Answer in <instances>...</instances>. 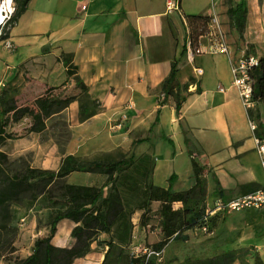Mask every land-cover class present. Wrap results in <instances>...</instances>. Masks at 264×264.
<instances>
[{
	"label": "crops",
	"instance_id": "0c3cea01",
	"mask_svg": "<svg viewBox=\"0 0 264 264\" xmlns=\"http://www.w3.org/2000/svg\"><path fill=\"white\" fill-rule=\"evenodd\" d=\"M219 2L179 0V12L166 14L165 0H30L9 28L8 37L0 40L3 65L0 83L8 81L17 66L45 50L48 56L69 53L77 74L103 108L95 117L128 110L127 134L131 142L148 135L154 112L159 109V122L153 135L168 137L174 148L167 156L168 164L159 163L158 154L153 151L151 181L154 185L167 187L168 177L174 174L172 190L191 187L194 183L191 153L205 167L207 198L212 197L213 204L220 199L213 194L215 180L224 191L222 201L251 193L264 186L254 136L263 141L264 138L255 133L260 126V122L255 124L258 115L255 112L261 103L255 102L249 118L231 84V62L242 55L238 57L229 44V54H195L192 62L185 60L177 74L180 85L187 83V95L178 115L172 98L168 97L162 106L157 105L162 99L161 82L169 74L171 62L187 37L185 16H216L219 23H228L225 8ZM247 23L248 13L246 30ZM199 41L207 45L210 39L203 35ZM23 47L31 51L24 59L25 52L20 51ZM16 53L21 61L14 64ZM263 53L248 54L258 57ZM185 66L188 69L182 75ZM194 67L202 71L198 77L193 74ZM190 76L194 83L188 81ZM251 121L256 127L254 131ZM182 175L184 180L179 184ZM246 211L250 209L217 214L225 217ZM73 227V222L61 220L51 243L57 247L70 246ZM154 235L153 243L159 240ZM102 259L103 255L98 264Z\"/></svg>",
	"mask_w": 264,
	"mask_h": 264
},
{
	"label": "trees",
	"instance_id": "16d2710c",
	"mask_svg": "<svg viewBox=\"0 0 264 264\" xmlns=\"http://www.w3.org/2000/svg\"><path fill=\"white\" fill-rule=\"evenodd\" d=\"M29 1L14 0L15 8L9 23L10 27L25 11ZM228 2L229 4L224 6L228 26L237 33L238 38L243 39L248 13L246 0H228ZM185 20L187 37L178 55L171 62L169 74L161 82L162 99L157 101V105L162 106L168 97L172 98L176 115L187 95V83L180 85L177 79L179 69L186 60V41L189 40L194 45L201 36L205 35L209 16L186 15ZM8 33L9 29L2 30L0 40L6 39ZM248 48L251 51L252 45ZM59 59L66 76H73L75 85L87 95L88 88L77 74V67L72 63V55L61 53ZM22 66L23 64L17 66L13 76L4 82L0 89V228L4 229L11 218L7 206L19 202L24 197L34 201L43 195L48 205L61 203L63 206L48 215L46 234L34 239L30 253L15 259L11 264H73L76 259L83 258L91 252L92 244L104 249L100 264H163L162 255L147 257L142 252L136 251L135 247L142 246L161 252L171 241H185L189 231L206 227V233H213V221L220 218V215L217 213L211 215L208 212L213 206L206 205L205 167L197 162L191 153L189 155L194 183L188 189L178 191L171 188L175 180L174 174L168 177L167 187L154 185L151 181L154 166L151 157L144 155L138 158L132 152L113 162L91 161L75 165L66 164L61 172L25 168L22 173H10L7 167L8 158L1 151V147L13 138L9 127L24 118H29L28 132L41 133L46 128L45 121L48 118L60 114L76 99L75 96L47 94L36 97L33 105L17 104L15 96L17 88L13 85V81ZM249 75L252 81L253 101L264 103V53L258 56L257 65L249 69ZM188 81L195 82L191 76ZM99 112L100 110L92 109L88 104L79 105L82 121ZM158 114L159 109L155 112V120L148 129V135L132 141L131 146L150 142L149 135L158 122ZM247 114L250 118L251 111ZM162 138L172 144L169 138L164 135ZM84 169L105 175V192L103 187L73 184L63 180L67 174ZM54 188L58 189L60 199L54 197ZM223 193L215 180L213 194L222 199ZM152 203L158 204L157 223L152 228L156 230L159 240L150 246L141 245L139 242L133 243V253H126L124 249L131 246L134 228L127 211L132 209L140 212L137 225L144 230L151 226ZM61 220L74 223L70 232L73 242L68 247H57L51 243ZM237 255L238 252L235 250H226L210 258L186 259L180 264H232ZM255 264H261L259 255L255 258Z\"/></svg>",
	"mask_w": 264,
	"mask_h": 264
},
{
	"label": "rangeland",
	"instance_id": "374dc122",
	"mask_svg": "<svg viewBox=\"0 0 264 264\" xmlns=\"http://www.w3.org/2000/svg\"><path fill=\"white\" fill-rule=\"evenodd\" d=\"M219 3L222 7L229 4L228 0H220ZM246 3L249 27L244 31L243 39L238 38L237 33L229 28L227 22L220 23L227 43L238 57L245 53L264 51V0H246ZM261 14L263 17H260ZM9 27L10 24L5 26L3 31H7ZM250 45L253 51L249 50ZM26 48H20L23 49L20 50L21 52H25L23 59L27 53L31 52L25 50ZM18 54L14 55V64L21 61ZM187 69L188 67H183L181 74L183 75ZM2 72L3 65L0 63V77ZM13 85L17 88L15 96L19 105H33L36 97L47 94L75 96L76 99L60 114L48 118L45 121L46 128L41 133L28 132L29 118H24L9 127L13 138L1 147V151L8 158L7 167L10 173H22L25 168L61 172L66 164L75 165L91 161L113 162L131 152L138 158L149 155L154 163V150L158 154L157 161L161 164H168L167 156L173 150L174 145L163 139V134L153 135L154 127L159 122V114L158 122L153 126L152 134L149 135L148 145L142 143V146H131V139L127 134V125L130 121L128 110L122 112L121 109L114 115L109 113L95 117L103 112V108L99 102L93 100L91 93L85 95L81 92L75 85L73 76H66L59 56H48L45 50L40 56L25 62L19 69ZM2 87L3 85L0 89ZM81 104H88L92 109L97 108L100 112L82 121L79 114ZM155 112L148 129L155 120ZM255 113L258 114L255 117L256 126L260 122L255 133L264 138V104L261 103ZM252 116L254 117V111H252ZM181 177L179 184L184 180V176ZM63 180L73 184L103 187L104 192L106 190L105 175L98 171L84 169L71 172L64 176ZM54 192V197L60 199L57 188H54ZM211 199L212 197L207 198L206 195L208 207L213 206ZM62 206L61 203L54 206L48 205L43 195L34 201L24 197L19 202L9 204L7 211L11 218L4 229L0 228V264H11L15 259L26 256L34 239L46 234L48 215L55 213ZM157 208V203L151 204V228L144 230L137 225L140 212L132 209L127 211L134 228L131 246L124 249L126 253H133V243L139 242L141 245L148 246L153 244L152 239H155L156 230L152 227L157 223ZM212 230L213 235L201 230L189 231L185 241L169 242L163 250V264H180L186 259L210 258L226 250L238 252L232 264H255L257 255H259L261 264H264V207L225 215V217L220 216L214 219ZM91 252L87 258L78 260L74 264H98L104 249L97 248L94 244Z\"/></svg>",
	"mask_w": 264,
	"mask_h": 264
},
{
	"label": "built area",
	"instance_id": "2783aa9c",
	"mask_svg": "<svg viewBox=\"0 0 264 264\" xmlns=\"http://www.w3.org/2000/svg\"><path fill=\"white\" fill-rule=\"evenodd\" d=\"M14 0H0V35L5 26L9 25L14 12ZM84 9V6H82ZM174 12H179V0H165V13L171 14ZM220 23L216 16L209 17L208 27L205 35L210 39L209 44L202 45L197 40L196 44H192L189 40L186 41L185 45V57L186 60L192 62L195 54H215V53H225L229 54V45L224 37L223 31L220 28ZM258 57L254 54H244L235 62H231V75H232V86L237 91L238 97L244 107L248 112L253 109L255 102L252 99V81L249 75V69L252 66L257 65ZM201 69L194 67L193 74L195 77L201 75ZM3 83H0V86ZM222 91L223 89L220 88ZM250 127L252 131L256 129L254 123L251 121ZM255 149L259 156L260 166L264 176V141L256 136H254ZM264 207V186L257 189L251 193L244 194L232 198L226 202L221 199H216L214 201L213 207L208 210L209 214L215 213H231L239 212L242 210H256ZM202 232L206 233V227L200 229ZM136 251H140L147 257L150 255H155L160 257L163 254L161 252H155L151 249L145 247L137 246Z\"/></svg>",
	"mask_w": 264,
	"mask_h": 264
}]
</instances>
